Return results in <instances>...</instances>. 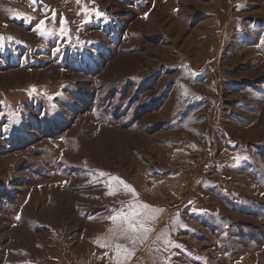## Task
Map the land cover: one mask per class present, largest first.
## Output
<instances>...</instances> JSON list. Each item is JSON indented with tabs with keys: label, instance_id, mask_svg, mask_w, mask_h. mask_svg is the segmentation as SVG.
<instances>
[{
	"label": "rangeland",
	"instance_id": "rangeland-1",
	"mask_svg": "<svg viewBox=\"0 0 264 264\" xmlns=\"http://www.w3.org/2000/svg\"><path fill=\"white\" fill-rule=\"evenodd\" d=\"M0 264H264V0H0Z\"/></svg>",
	"mask_w": 264,
	"mask_h": 264
},
{
	"label": "snow or ice",
	"instance_id": "snow-or-ice-1",
	"mask_svg": "<svg viewBox=\"0 0 264 264\" xmlns=\"http://www.w3.org/2000/svg\"><path fill=\"white\" fill-rule=\"evenodd\" d=\"M132 215H133V216H135V215H136V213H133ZM129 226H130V225H129Z\"/></svg>",
	"mask_w": 264,
	"mask_h": 264
}]
</instances>
